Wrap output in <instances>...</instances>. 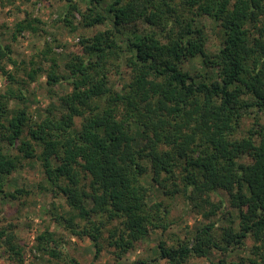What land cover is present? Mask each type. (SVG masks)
<instances>
[{
  "label": "trees",
  "instance_id": "1",
  "mask_svg": "<svg viewBox=\"0 0 264 264\" xmlns=\"http://www.w3.org/2000/svg\"><path fill=\"white\" fill-rule=\"evenodd\" d=\"M66 1L61 21L70 32L77 30L73 13L85 29L108 27L81 36V53L63 68L52 48L42 54L49 62L47 93L59 110L30 117L28 91L6 69L17 62L0 36V73L8 82L0 94L2 199L28 195L8 187L24 162L36 159L69 209L68 232L89 239L97 259L103 230L117 223L107 241L121 259L149 230L165 233L173 225L172 206L160 195L170 201L182 195L199 210L208 206L207 219L219 212L225 217L223 192L237 211L228 224L207 221L172 246L160 240L156 259L187 264L216 252L221 259L211 264H227L228 255L245 251L238 264H264V0H86L85 11ZM203 20L219 30L213 52L206 50ZM41 26L40 20L18 22L12 42L26 32L44 33ZM195 58L202 72L185 71ZM123 70L127 81L118 89L111 78ZM41 72L31 67L25 75L34 82ZM60 86L69 90L58 95ZM247 119L251 124L240 135ZM0 249L8 262L23 264L13 230L0 228ZM35 250L55 264H80L49 229L36 237Z\"/></svg>",
  "mask_w": 264,
  "mask_h": 264
},
{
  "label": "rangeland",
  "instance_id": "2",
  "mask_svg": "<svg viewBox=\"0 0 264 264\" xmlns=\"http://www.w3.org/2000/svg\"><path fill=\"white\" fill-rule=\"evenodd\" d=\"M100 1H103V5L112 2V0ZM76 2L81 11H85L87 1L76 0ZM68 4L66 0H0L1 40L4 44L10 45L13 59L17 62V66H8L6 69L15 75L17 80L24 82L28 91L27 108L34 121L38 116L43 115L47 108L60 109L57 99L51 98L47 93L45 70L49 67V62L43 60L42 54L46 53L49 47L52 48L53 55L58 59L60 67L63 68L68 59L81 53L79 45L81 36H91L108 27L104 25L85 29L80 25V16L73 13L70 19L77 30L70 32L69 28L61 21L67 12ZM25 19L40 20L44 24L41 26L44 33L26 32L18 40L12 42L11 35L16 24ZM203 23L206 25L208 35L206 50L213 52L220 43L219 30H213L214 27L208 20H203ZM132 29L134 28L129 27L127 30ZM144 29L145 26L138 24L139 32ZM31 67L43 69V72L38 75L34 82L29 81L25 75ZM202 67L199 58L184 64L185 71L189 72H202ZM212 74L215 73L212 72ZM126 81L125 70H123V76L120 78H111V82L118 89ZM7 87V80L0 73V94L5 93ZM68 90L67 86H60L56 92L58 95H62ZM17 105L16 102H10L9 107L14 108ZM250 124L251 120L249 119L242 122L240 135L245 133ZM16 188L25 189L28 191V195L13 201H6L0 196V228L10 229L15 233L16 242L23 249V264H55V261L38 254L35 250L36 237L47 229L55 234V238L62 239L67 254L80 264H132L140 261H147V264H168L166 261L156 259L158 255L157 245L160 240L165 241L167 246H172L176 240L186 241L190 239L195 230L207 221L217 220L219 226H226L228 224L227 219L237 214V211L230 209L227 204L228 197L223 192H218V195L226 204V210L223 212L225 217L219 212L216 217L207 219L203 218V214L208 211V206L203 205L199 210L186 202L182 195L176 196L173 201L160 195L159 199L165 200V203H170L172 206L169 219L173 225L168 231L164 233L161 230H149V234L144 240L139 241L133 250L118 259L115 249L110 247L107 241V230H112L118 225L112 223L103 230L102 252L95 259V249L91 241L87 238L79 239L73 236L63 226L64 221L70 217L69 209L61 197L54 195L53 189L45 179L40 163L36 159L25 161L23 169L12 175L8 190L13 191ZM210 196L214 203L218 202L216 195L211 194ZM247 246H252L250 240L247 242ZM242 257H247V253L236 251L227 256V264H238ZM220 259L221 255L213 252L206 258H191L187 264H211L219 262ZM0 264H12L7 261L6 255L1 249Z\"/></svg>",
  "mask_w": 264,
  "mask_h": 264
}]
</instances>
